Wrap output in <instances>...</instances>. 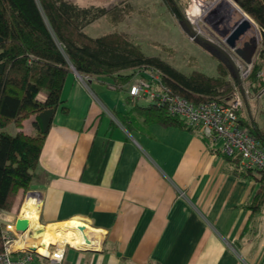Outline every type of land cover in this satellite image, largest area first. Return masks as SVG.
Instances as JSON below:
<instances>
[{"label":"crops","instance_id":"crops-1","mask_svg":"<svg viewBox=\"0 0 264 264\" xmlns=\"http://www.w3.org/2000/svg\"><path fill=\"white\" fill-rule=\"evenodd\" d=\"M100 81L69 74L68 111L55 114L28 191L40 198L37 227L77 220L100 238L89 250L66 243L62 264H264V205L249 207L260 182L227 171L198 133L128 130L118 119L125 104ZM33 129L30 118L24 130Z\"/></svg>","mask_w":264,"mask_h":264},{"label":"trees","instance_id":"trees-1","mask_svg":"<svg viewBox=\"0 0 264 264\" xmlns=\"http://www.w3.org/2000/svg\"><path fill=\"white\" fill-rule=\"evenodd\" d=\"M165 1L179 16L177 0ZM237 2L257 23L262 35L248 77L253 94L258 95L264 89V75H260L264 69V0ZM123 5L124 8L80 6L73 0H0V253L4 250L1 214L9 213L17 199L31 190L54 116L58 110L68 111L63 90L73 69L83 77L103 80L111 89L115 86V91L126 92L138 70L153 66L174 94L190 102L217 100L229 105L233 100L237 80L222 62L216 75L199 69L185 73L161 57L146 55L127 34L112 31L93 37L85 31L103 17L119 23L129 10L127 4ZM142 102L129 95L125 98L127 109L118 119L128 130L154 123L202 136L197 127L171 115L165 106ZM242 111L239 114L243 126L264 145V125ZM30 118L34 129L27 133L24 122ZM10 125L15 126L13 131L8 129ZM202 137L213 153L224 157L227 171L260 182L249 203L254 211L260 210L264 205V170L243 168L239 156L223 153L213 141Z\"/></svg>","mask_w":264,"mask_h":264},{"label":"rangeland","instance_id":"rangeland-1","mask_svg":"<svg viewBox=\"0 0 264 264\" xmlns=\"http://www.w3.org/2000/svg\"><path fill=\"white\" fill-rule=\"evenodd\" d=\"M73 1L79 2L81 4L103 2L108 4L109 5L108 7L122 5V8H124L123 4H127L126 6H128L129 10L125 12L124 18L120 20L119 23H112L109 19L103 17L88 25L85 28V31L93 37H98L112 31H118L123 34H127L132 39L133 42L139 44L146 55L161 57L162 59L171 63L173 66H175L182 72L190 73L194 69H199L204 71L208 75H216L218 73V64L220 61L216 57L211 55L207 50H205L196 42H194L183 31L180 24V17L172 11L169 4L165 0H73ZM206 1H209L210 3L213 2V5L211 6L209 12L212 9H215L219 4H223L225 1L228 2V0H177L178 3L177 6L183 11L184 14H186L189 17L190 20H192L190 15L198 9L197 6L195 5L199 3H205ZM236 5L239 9L234 7V5L229 6L228 4H225L223 9H220V11L217 14L209 15V13H205L204 15H202L200 18L197 19V22H194L193 20L192 21L195 24V26L204 35L206 36L216 35L215 26L221 24L219 20L220 18L224 21L221 24V26L222 27L226 26V29H230L234 26V24L237 21H239L243 17V13L241 12L242 8L238 3H236ZM87 6H89V4ZM97 6H102V5H97ZM232 10H233V15H231L229 12ZM212 32H214L215 34L214 33L212 34ZM250 37H256L258 39L259 49H260L262 42V35L259 26L254 20L251 29L242 39L245 40ZM262 72L264 73V69L262 70ZM100 84H101L100 86H102V89L104 88L103 90L107 93V95L111 97L108 99H111L116 103L121 102L123 106L125 104L126 108H124V110L127 109L126 103L124 102V98H121L125 94L124 91H115L110 89L108 84L105 83L103 80L100 81ZM246 97L247 98H243L244 106L243 108H241L243 110L242 111L243 114H245V116H247L251 120L252 118L255 119L260 126H263L264 125V89L262 90L261 94L258 95L253 94L251 89V94L248 93ZM102 99L104 100V98ZM142 103H146V102H142ZM136 117H138V114H135V118ZM140 120L142 121L141 118ZM14 128H15L14 125H10L8 129L10 131H13ZM30 194L34 195L35 197L36 194L38 193L30 192ZM26 195L28 197V194ZM26 195H24L23 193V197L22 198L19 197L20 201L19 198L17 199V201L14 204L15 208L18 205L19 209L21 210L23 204L27 199ZM37 223L38 220L36 224L33 225H37ZM50 229L52 232H55L56 228H50ZM60 239H62V241H59ZM53 242L66 243L65 239L61 236L54 238ZM68 244L71 245L70 243ZM43 245L47 246L48 248L49 243H44ZM38 259L41 258L38 257Z\"/></svg>","mask_w":264,"mask_h":264},{"label":"built area","instance_id":"built-area-1","mask_svg":"<svg viewBox=\"0 0 264 264\" xmlns=\"http://www.w3.org/2000/svg\"><path fill=\"white\" fill-rule=\"evenodd\" d=\"M233 57L240 71L241 84L237 81L233 100L229 105L217 100L193 103L174 94L164 82L161 72L153 66L138 70L132 82L126 86V92L133 100L165 106L171 115L197 127L202 136L213 141L223 153L239 156L243 168L264 170V145L243 126L239 114L244 106L243 98H247L248 93L251 94L248 77L257 56L251 64L244 63L237 55ZM263 74L260 72V75ZM37 206L39 209L40 198ZM22 209L1 214L4 250L0 253V264H43L36 254L26 250L27 246L34 244L31 232L16 231V220L25 218ZM65 245L66 243L59 242L51 246L49 259L39 257L48 260V264H62Z\"/></svg>","mask_w":264,"mask_h":264},{"label":"water","instance_id":"water-1","mask_svg":"<svg viewBox=\"0 0 264 264\" xmlns=\"http://www.w3.org/2000/svg\"><path fill=\"white\" fill-rule=\"evenodd\" d=\"M235 3H238L237 0H233ZM180 24L183 31L198 45L207 50L211 55L216 57L220 62L226 65L232 75L236 80L241 84V76L239 68L234 60V55L239 56L242 61L246 64H251L254 61L255 56L259 52V42L256 37L246 40L243 45H240V41L251 29L253 22L248 18V14L243 10L244 16L237 21L231 32L225 36L218 37V39L204 35L193 23L189 17L183 13V11L177 6ZM80 77L75 69H73ZM30 221L26 218H18L16 220V231L18 233H24L26 231L32 232L33 236H37L39 232L42 231V228L30 230ZM80 230H85V226H79ZM87 243L90 240L85 237ZM56 243H53L49 246H54ZM86 250L93 249V246H81ZM26 250L34 253L43 258L49 259V254H43L37 250V245H29L26 247Z\"/></svg>","mask_w":264,"mask_h":264},{"label":"bare ground","instance_id":"bare-ground-1","mask_svg":"<svg viewBox=\"0 0 264 264\" xmlns=\"http://www.w3.org/2000/svg\"><path fill=\"white\" fill-rule=\"evenodd\" d=\"M225 4L230 5H234V7H236L237 9H239L236 5V3L233 0H228L225 1ZM208 5L209 3L206 2L205 4H203V6L199 9V11L197 12L196 16H195V12H193L190 17L194 22H197V19L200 18L202 15H204L205 13H207L208 11ZM231 8V7H230ZM240 11V10H239ZM241 12L243 13L244 16V12L243 10H241ZM248 18L253 22V20L248 16ZM32 194H30V192L28 193V197L25 201V203L23 204V209H22V215L29 219L30 221V230L33 229H39L42 228V231L38 233L37 236H33L32 232H31V238L32 242H35L34 244L37 245V250L40 249H45L46 246H44V243H54V238L56 237H63L66 241V243H70L73 246H95L98 242V239H100L98 236L94 237L93 235H91V232L93 231L91 228H89L88 226H86L85 224L77 221V220H73L70 226H64L62 224L58 225L55 229V232L52 231H48V228L46 227H37L38 225H33L36 224L38 217H34L37 216L38 214V207L36 205V202L34 200H32ZM42 225V224H41ZM79 226H86L85 230H80ZM88 237L90 242L87 243L85 241V237ZM49 250V247L47 248Z\"/></svg>","mask_w":264,"mask_h":264},{"label":"flooded vegetation","instance_id":"flooded-vegetation-1","mask_svg":"<svg viewBox=\"0 0 264 264\" xmlns=\"http://www.w3.org/2000/svg\"><path fill=\"white\" fill-rule=\"evenodd\" d=\"M209 3V2H208ZM213 5V2H211V3H209V5H208V11H207V13H209V15H213V14H217L219 11H220V9H223V7H224V5H225V2L223 3V4H219L215 9H212L210 12H209V10L211 9V6ZM230 12V14L231 15H233V10L232 11H229ZM220 20V23L222 24L224 21L220 18L219 19ZM221 24H218V25H216L215 26V28H216V35H213V37L214 38H216V39H218L219 40V38L218 37H220L221 38V36H225V35H227V34H229L230 32H231V30H232V28H230V29H226V26L225 27H222L221 26ZM214 32H212V34H213ZM215 34V33H214ZM218 34V35H217ZM221 36H220V35ZM212 37V36H211ZM251 38H253V37H250V38H248V39H245V40H241L240 41V45H243V43L246 41V40H250Z\"/></svg>","mask_w":264,"mask_h":264}]
</instances>
